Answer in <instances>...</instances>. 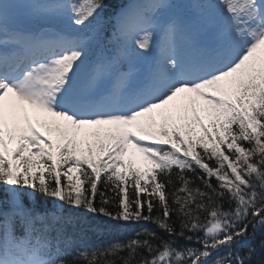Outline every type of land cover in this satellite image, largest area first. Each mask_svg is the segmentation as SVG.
I'll list each match as a JSON object with an SVG mask.
<instances>
[{
	"label": "snow or ice",
	"instance_id": "snow-or-ice-1",
	"mask_svg": "<svg viewBox=\"0 0 264 264\" xmlns=\"http://www.w3.org/2000/svg\"><path fill=\"white\" fill-rule=\"evenodd\" d=\"M257 234L264 0H0V264H254Z\"/></svg>",
	"mask_w": 264,
	"mask_h": 264
},
{
	"label": "trees",
	"instance_id": "trees-1",
	"mask_svg": "<svg viewBox=\"0 0 264 264\" xmlns=\"http://www.w3.org/2000/svg\"><path fill=\"white\" fill-rule=\"evenodd\" d=\"M120 1L121 0H112L113 6L119 4ZM37 199L43 200L44 197L38 195ZM97 204H99L98 199ZM109 208L110 210L115 211L114 206H109ZM88 219L93 221L97 229L95 232L89 233L93 242L111 239H124L132 229L139 228V225L136 223L115 221L103 215H97L95 217L89 215ZM145 226L159 231L158 229H155V225L147 224ZM249 231L251 232V228H249ZM261 240H264V234H257L255 240L253 241V244L255 246H259ZM261 262H264V253H258L254 257V264H261Z\"/></svg>",
	"mask_w": 264,
	"mask_h": 264
}]
</instances>
